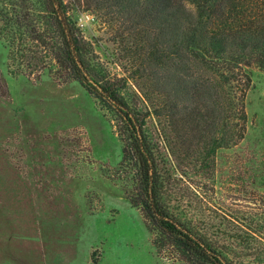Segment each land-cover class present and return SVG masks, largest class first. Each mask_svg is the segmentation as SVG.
Segmentation results:
<instances>
[{"label": "trees", "instance_id": "16d2710c", "mask_svg": "<svg viewBox=\"0 0 264 264\" xmlns=\"http://www.w3.org/2000/svg\"><path fill=\"white\" fill-rule=\"evenodd\" d=\"M81 2L113 30L128 76H107L65 0H0L7 58L31 73L56 67L112 113L121 160L136 180L129 200L157 229L158 252L168 245L186 264H264V198H249L233 216L218 214L214 224V214L206 218L201 206L193 205L200 218L171 206L169 187L176 166L213 173L217 150L244 138L250 68L264 70V0ZM127 78L139 81L145 112L124 96ZM149 115L158 121L163 147L145 132ZM170 157L176 166L167 164Z\"/></svg>", "mask_w": 264, "mask_h": 264}, {"label": "rangeland", "instance_id": "374dc122", "mask_svg": "<svg viewBox=\"0 0 264 264\" xmlns=\"http://www.w3.org/2000/svg\"><path fill=\"white\" fill-rule=\"evenodd\" d=\"M65 1L107 76H128L113 30L82 0ZM55 69L31 73L7 58L0 40V264H186L168 245L158 252L157 229L129 200L136 180L121 160L117 120ZM250 71L245 136L217 150L213 173L197 174L171 157L167 163L176 166L170 205L187 216L200 218L198 205L216 224L218 214L233 216L249 198H264V70ZM138 82L127 78L122 92L145 112ZM158 128L149 115L145 132L163 147Z\"/></svg>", "mask_w": 264, "mask_h": 264}, {"label": "built area", "instance_id": "2783aa9c", "mask_svg": "<svg viewBox=\"0 0 264 264\" xmlns=\"http://www.w3.org/2000/svg\"><path fill=\"white\" fill-rule=\"evenodd\" d=\"M89 17V16H88Z\"/></svg>", "mask_w": 264, "mask_h": 264}]
</instances>
